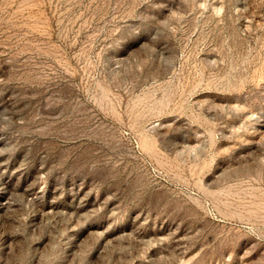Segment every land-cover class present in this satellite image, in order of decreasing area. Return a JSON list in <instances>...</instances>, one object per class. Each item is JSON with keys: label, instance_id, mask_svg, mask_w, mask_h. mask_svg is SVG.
<instances>
[{"label": "rangeland", "instance_id": "rangeland-1", "mask_svg": "<svg viewBox=\"0 0 264 264\" xmlns=\"http://www.w3.org/2000/svg\"><path fill=\"white\" fill-rule=\"evenodd\" d=\"M0 264H264V0H0Z\"/></svg>", "mask_w": 264, "mask_h": 264}]
</instances>
